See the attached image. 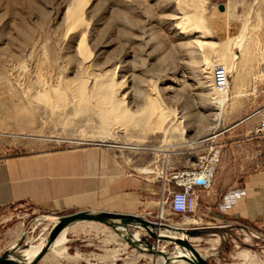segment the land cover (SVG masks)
Returning a JSON list of instances; mask_svg holds the SVG:
<instances>
[{
  "label": "rangeland",
  "instance_id": "obj_1",
  "mask_svg": "<svg viewBox=\"0 0 264 264\" xmlns=\"http://www.w3.org/2000/svg\"><path fill=\"white\" fill-rule=\"evenodd\" d=\"M75 11L81 23L72 25ZM183 20L202 27L201 33L182 26ZM245 25L235 59L227 44ZM216 64L232 71L231 81L238 64L264 68V0H0V158L100 145L154 180L165 169L192 170L218 149L217 135L243 110L233 98L222 108L217 104L211 87ZM153 110L167 117L163 124L150 118ZM103 116L111 120L107 126ZM126 144L146 150L119 148ZM163 210L171 226L195 223ZM39 216L19 211L12 222ZM50 227L40 222L25 242L45 238ZM105 233L120 239L98 223L74 225L65 240L80 241L67 245L63 258L51 254L37 264H84L79 253ZM215 238L190 243L204 254ZM244 238H230L207 262L264 264V239ZM159 243L155 250L173 248ZM137 255L130 264H156Z\"/></svg>",
  "mask_w": 264,
  "mask_h": 264
},
{
  "label": "crops",
  "instance_id": "obj_2",
  "mask_svg": "<svg viewBox=\"0 0 264 264\" xmlns=\"http://www.w3.org/2000/svg\"><path fill=\"white\" fill-rule=\"evenodd\" d=\"M246 30L245 25L242 34L233 39L239 42L234 46L237 52L235 59ZM261 74H264L263 67L236 65L230 80L229 98L243 105V110L236 121L217 135L219 160L213 186L207 192H199L195 212L188 218L198 222L197 228L225 230L229 234L227 240L231 238L237 243L242 242L241 237L246 232L264 239V141L255 135L256 112L264 105ZM136 168L142 167L131 168L113 150L100 145L1 157L0 255L19 241L28 224H13L15 212L19 211H33L46 216L88 211L137 215L155 221L160 186ZM232 191L240 192L227 198L226 195ZM222 205L224 208L221 210ZM160 213L163 215L165 211ZM42 239L45 238L31 245L37 247ZM78 241V238H66L65 250L67 245ZM90 248L79 253L85 258L80 259L84 264H109L113 254H116L113 264H130L140 258L120 239L115 240L108 233L101 234ZM76 253H73L75 257ZM51 254L47 253L41 260H49Z\"/></svg>",
  "mask_w": 264,
  "mask_h": 264
},
{
  "label": "water",
  "instance_id": "obj_3",
  "mask_svg": "<svg viewBox=\"0 0 264 264\" xmlns=\"http://www.w3.org/2000/svg\"><path fill=\"white\" fill-rule=\"evenodd\" d=\"M217 10L219 12H223L225 10V6L223 4H219L217 6ZM39 222H48L53 225L46 235L43 245L38 253L31 259L30 262H27L26 258L19 257L18 254L20 251H24L29 248V245L24 242V238L28 234L30 228ZM80 223H98L110 228L120 238V241L123 244L130 247L137 254L146 253L152 256H164L161 252L154 251V242L169 240L177 243L179 248H183L185 252L182 253L183 255L176 256L172 259V261H166V263L183 261L187 264H209L206 259L201 257V255L197 252L193 245L187 241V239H169L163 238L157 234L158 228L173 230V227L169 224L158 223L137 215H118L88 211H81L64 216L44 215L31 220L27 224L19 241L12 248L4 251L0 255V264H37L47 253L50 252L55 239L62 231ZM179 231L183 233L185 238L190 239H199L212 234H222L226 232L221 228L206 227L187 228ZM135 233L139 234L137 239L134 237ZM142 233H144V235H142ZM173 251H175L174 245L169 252Z\"/></svg>",
  "mask_w": 264,
  "mask_h": 264
},
{
  "label": "built area",
  "instance_id": "obj_4",
  "mask_svg": "<svg viewBox=\"0 0 264 264\" xmlns=\"http://www.w3.org/2000/svg\"><path fill=\"white\" fill-rule=\"evenodd\" d=\"M231 75L223 65H214L211 70L212 90L217 94L227 92L230 87ZM256 114L258 115V122L255 127V135L264 141V105L258 109ZM218 160L219 149L212 147L209 155L203 157L197 167L192 170L169 171L165 169L157 172L155 180L160 186V199L158 203V215L155 221L162 224H169L168 220L164 217L165 215L160 213L166 206L168 207L169 213L174 216L185 218L193 215L197 206L199 192H207L213 186ZM142 175L148 176L150 174L143 173ZM239 192L232 191L226 196L230 198L239 194ZM220 208L222 210L224 206L222 205ZM49 225L52 227L53 224L49 223ZM197 227H199L198 223L188 228ZM246 234L256 235L252 232H246ZM154 247L157 249L162 246L159 241H155Z\"/></svg>",
  "mask_w": 264,
  "mask_h": 264
},
{
  "label": "bare ground",
  "instance_id": "obj_5",
  "mask_svg": "<svg viewBox=\"0 0 264 264\" xmlns=\"http://www.w3.org/2000/svg\"><path fill=\"white\" fill-rule=\"evenodd\" d=\"M228 8V7H227ZM226 8V9H227ZM70 19V18H69ZM184 21V20H183ZM77 23H81V18H80V14L78 12H74L71 16V24L72 25H76ZM182 26H184L185 28H189L190 30L194 31L195 33L197 32H200L202 29L197 26V25H194V24H191L190 22H187V21H184L182 22ZM188 29V30H189ZM187 31V30H186ZM201 33V32H200ZM190 34V33H189ZM204 34V33H203ZM232 38V37H230ZM228 46H231L234 48V46L236 45H239V42H235L233 41V39H230L228 41ZM80 48L81 50H84V45L83 43L80 44ZM230 48V47H229ZM228 48V49H229ZM85 52V51H84ZM226 56V55H225ZM234 56H235V53H234ZM224 66V65H223ZM228 71H229V74H232V71L230 69L227 68V66L225 65L224 66ZM261 78L263 79L264 81V74L261 75ZM110 91V90H109ZM217 100V104L219 106H221V108L226 105V103L229 101V95H228V91L225 92V93H222V94H219L218 98H216ZM149 112V110H148ZM150 118H153L155 117L156 119V123L157 124H163V122L166 121L167 117L164 115L163 112H158L159 114L157 115L155 110H153L152 112L150 111ZM102 114V113H101ZM149 115V113H148ZM220 113L218 114V117H217V122L219 120V116ZM103 123L107 126L108 124L111 123V120H109L108 118H106L105 116H103ZM121 118V117H120ZM119 117H116L115 119L120 121ZM122 119V118H121ZM123 120V119H122ZM103 124V125H104ZM159 126V125H158ZM168 130V129H167ZM166 132L168 131H165V134ZM164 134V135H165ZM167 136V135H166ZM166 138V137H165ZM119 148H123V149H128V150H146V148H143V147H139V146H131V145H122V146H119ZM173 148V147H172ZM166 149V148H165ZM40 224L39 223H36V225ZM171 226V225H170ZM173 227V230H170V229H167V228H158L157 229V234L163 238H169V239H177V240H185L187 239V241L190 243L191 241H195L196 239H190V238H185V236L183 235L182 232H180L179 230H184V229H187L188 227H178V226H171ZM67 229H65L64 231H62L58 236L57 238L55 239L52 247H51V250L50 252L53 253L54 255L56 256H63L65 253V247L64 244L66 242L65 240V236H66V233H67ZM113 232V231H112ZM114 233V232H113ZM115 234V233H114ZM116 235V234H115ZM246 239L244 240V242H248L250 240V238H254V239H260L258 236L256 235H249V234H246ZM117 236V235H116ZM139 236L138 233H135L134 234V237L137 239ZM209 236H212V237H216L215 238V245L210 249V251L208 252H205L203 255H201V257H203L204 259H208V257L210 256H216L217 253L219 252V250H221V248L223 247L224 243L227 241L228 237H229V234L228 233H222V234H212V235H209ZM118 237V236H117ZM231 237V236H230ZM43 241L44 239L40 240L39 242V245L37 247H34L32 245L29 246V248L27 250H24V251H20L18 256L19 257H24L27 259V262H30L31 259L38 253V251L40 250V248L42 247L43 245ZM168 244H172L174 245L175 247V251L173 252H167L164 250V248H162V250H159V252L162 253V255L164 256H152L150 254H147L148 256L150 257H153V261L156 263V264H167L169 262L166 263V261H172V259H174L176 256H180V255H183L182 253L185 252V250L183 248H179V245L177 243H174L172 241H164ZM63 247L62 249L56 251L57 249ZM67 249V248H66ZM154 251H158V250H155ZM137 254V253H136ZM146 253H141L139 255H143V256H146L145 255ZM63 258V257H62ZM116 260V256L115 255H112L111 258H110V263L109 264H113L114 261ZM169 264H187L183 261H175V262H170Z\"/></svg>",
  "mask_w": 264,
  "mask_h": 264
}]
</instances>
